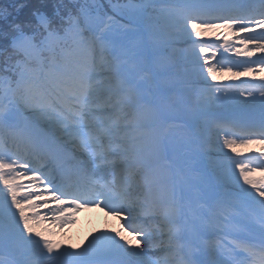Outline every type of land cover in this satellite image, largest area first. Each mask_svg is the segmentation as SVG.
I'll return each instance as SVG.
<instances>
[{"label":"snow or ice","instance_id":"snow-or-ice-1","mask_svg":"<svg viewBox=\"0 0 264 264\" xmlns=\"http://www.w3.org/2000/svg\"><path fill=\"white\" fill-rule=\"evenodd\" d=\"M0 264H264V0H0Z\"/></svg>","mask_w":264,"mask_h":264},{"label":"bare ground","instance_id":"bare-ground-1","mask_svg":"<svg viewBox=\"0 0 264 264\" xmlns=\"http://www.w3.org/2000/svg\"><path fill=\"white\" fill-rule=\"evenodd\" d=\"M239 151L247 153L249 150L240 148ZM119 226L120 222L108 215L102 208H86L76 214L75 223L65 227L63 240L65 244L71 243L75 245L84 242L85 237H87L89 233L96 232L97 229H117ZM57 238L59 239L61 237ZM160 254L161 253H157V255Z\"/></svg>","mask_w":264,"mask_h":264},{"label":"rangeland","instance_id":"rangeland-1","mask_svg":"<svg viewBox=\"0 0 264 264\" xmlns=\"http://www.w3.org/2000/svg\"><path fill=\"white\" fill-rule=\"evenodd\" d=\"M255 148V147H259L258 145H252V146H249V147H243V148H241V149H248L249 150V148ZM240 149V148H239ZM239 149H238V151H239ZM126 234V233H125ZM157 253H159V252H156V253H154V255H157Z\"/></svg>","mask_w":264,"mask_h":264}]
</instances>
